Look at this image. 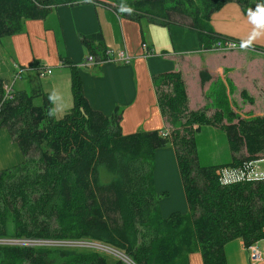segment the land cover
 Returning a JSON list of instances; mask_svg holds the SVG:
<instances>
[{
	"label": "trees",
	"instance_id": "obj_1",
	"mask_svg": "<svg viewBox=\"0 0 264 264\" xmlns=\"http://www.w3.org/2000/svg\"><path fill=\"white\" fill-rule=\"evenodd\" d=\"M79 1L0 0V38L20 32L24 19H43L55 5ZM192 1L126 0L123 5L132 13L120 11L190 27L207 48L225 37L207 24L210 12L223 3L264 10V0H200V9L193 11ZM101 38L95 32L80 40L90 54L102 58ZM207 78L200 70V83ZM7 82L0 77V128L22 159L0 169V238L97 242L120 251L132 264H188L186 256L193 251L199 252L202 264H227L226 242L239 238L246 249L264 239V178L221 184L217 173L221 167L264 159V114L246 119L228 111L222 130L229 160L201 164L193 134L198 126L172 129L165 136L161 129L123 133L121 109L115 106L108 115L93 109L75 70L70 73L72 103L59 117L53 116L51 95L37 80L27 89L11 83L5 95ZM163 82L171 92L164 104L176 112L186 103L183 82L177 72L155 78L157 85ZM240 96H247L244 90ZM159 108L163 115L164 107ZM188 115L198 121L204 117L195 111ZM220 118L219 110L212 113L214 121ZM167 144L175 155L186 212L162 217L152 166L154 150ZM49 247L0 243V264H125L94 249Z\"/></svg>",
	"mask_w": 264,
	"mask_h": 264
},
{
	"label": "crops",
	"instance_id": "obj_2",
	"mask_svg": "<svg viewBox=\"0 0 264 264\" xmlns=\"http://www.w3.org/2000/svg\"><path fill=\"white\" fill-rule=\"evenodd\" d=\"M109 2L94 0L59 4L51 8L43 19L22 20L20 32L0 38V77L7 78L5 72L10 77L14 63L22 69L21 83L17 88L27 89L34 80L41 87L39 78L50 76L46 88L53 104H57L55 96L61 102L71 104L70 73L75 70L82 93L93 109L104 115H108L115 106L121 109L120 128L123 133L165 130L155 93V78L165 72L179 74L189 105L201 103L205 92L208 96L212 92L213 99H217L218 93L219 98L230 104L233 90L237 91L236 96L240 99L241 90L246 94L248 90H264L262 9L228 1L210 12L207 24L211 31L245 44L231 51H205L201 49L194 29L173 22L159 23L144 14L128 17L121 14L119 7H113L114 2ZM95 32L101 34L98 43L101 49L125 48L131 56L128 62H86L84 57L89 52L80 37ZM141 43H145L148 54L143 55ZM92 44L97 45L94 41ZM59 56L65 58L69 65ZM36 60L39 63L32 65ZM258 60L261 66H253L258 64ZM40 67H49V74L40 75ZM200 70L208 74L202 83ZM189 86L195 89L191 97ZM0 132L1 139L6 138L12 145L10 151L16 154L9 165L20 162L22 156L17 145L3 130ZM152 180L162 217L172 211L186 212L171 145L154 150ZM260 252L261 259L255 264H264V248ZM224 254L227 264H251L239 238L225 243ZM186 258L188 264H202L198 251L188 253Z\"/></svg>",
	"mask_w": 264,
	"mask_h": 264
},
{
	"label": "rangeland",
	"instance_id": "obj_3",
	"mask_svg": "<svg viewBox=\"0 0 264 264\" xmlns=\"http://www.w3.org/2000/svg\"><path fill=\"white\" fill-rule=\"evenodd\" d=\"M85 1V0H80ZM114 2L113 7H119L121 10L122 6L126 5V0H105ZM109 2V3H110ZM107 5H111L106 3ZM124 4V5H123ZM112 7V5H111ZM200 0H193L190 9L193 11L195 9H200ZM176 18V17H175ZM187 19H184L186 21ZM253 44V43H251ZM247 59V58H246ZM39 63L38 60L33 61V64ZM260 60H258V64H253V66L260 67L259 64ZM262 66L264 68V63L262 61ZM13 72V71H12ZM4 75L8 78V73H4ZM20 79H15L12 83L13 87L20 86ZM50 76H41L39 78V81L41 83V89L44 92H48L50 94V91L47 90L46 85L49 83ZM11 82V76L8 78V84ZM189 86L188 92L189 96L194 94L195 89ZM51 92H53L51 89ZM196 92H198L196 88ZM236 92L233 90V94L230 96V104L227 100H223L222 98H219V94L217 93V99H213L212 92L204 94V100L201 99V103L198 104H188L187 101L185 105L180 108L178 111L173 112L170 111L164 104V100L167 96L171 94L170 92V86L168 84H165L164 82L160 85H157L155 83V93L157 97V101L159 105L164 107V113L162 115L164 123H165V132L167 134H170L172 129L177 128H186L190 127L191 129H194L195 126H198V130L194 131V137H195V145H196V151H197V157L201 164H218V163H224L229 160V151L227 148L226 140L224 137V133L222 130V124L228 121L229 118H227L226 113L228 111H232L235 115H239L243 118H252L255 116H260L264 114V90H248L246 97L238 98L236 96ZM51 95V94H50ZM191 97V96H190ZM211 97V98H210ZM55 101L57 104H53L52 102V114L54 117L61 116L67 109L70 107V102L68 104H65V102H61L59 98L55 96ZM216 110H219L221 112V118L218 121H214L212 119V113ZM189 111H195V112H201L203 117V120L198 121L197 118L192 119L189 117L188 113ZM205 118V119H204ZM0 130H3L7 135V131L4 128H0ZM1 133L0 132V166L7 168L14 164H16L17 161H15L14 164H11L12 160H15L16 154L12 151H10L11 144L9 145L7 143L6 138L1 139ZM14 145V144H13ZM2 150V151H1ZM3 153V155L1 154ZM20 155V154H19ZM6 156L4 159L1 158ZM18 163V162H17ZM4 164V166H2ZM9 165V166H7ZM257 165L260 169H264V159H260L257 162ZM0 167V168H1ZM2 169V168H1ZM97 243V242H96ZM85 245H79L76 243H72L70 245H64V246H52L49 247L50 249L54 248H63L70 251H86V250H96L102 253H105L109 256L119 258L121 259L125 264H132L131 261L124 256L120 251H117L112 248H107L105 246L98 247L96 245H91L89 247ZM257 246L259 251L264 248V239H260L257 241ZM124 259V260H123Z\"/></svg>",
	"mask_w": 264,
	"mask_h": 264
},
{
	"label": "built area",
	"instance_id": "obj_4",
	"mask_svg": "<svg viewBox=\"0 0 264 264\" xmlns=\"http://www.w3.org/2000/svg\"><path fill=\"white\" fill-rule=\"evenodd\" d=\"M243 44L238 42L237 40L231 37H219L212 41V43L207 48L201 47L202 50H215V51H231L241 47ZM141 49L144 51L143 55L148 54L149 50L147 49L145 43L140 44ZM130 55L127 53L125 48H119L115 50H104L102 58H95L92 54L88 53L84 60L86 62H96L100 63L102 61H120L123 63L128 62L130 59ZM13 72L11 74V84L15 79L20 77L21 67L16 65L15 63L12 64ZM40 75H47L50 72L49 67H40L39 71ZM9 84L5 83L3 85L4 94L8 93ZM160 134L165 136L167 133L161 129ZM249 161L244 163L241 166L236 167H221L217 170L218 179L221 184H226L232 181L242 180V179H261L264 178V169H260L257 165V162ZM0 243H7V244H17V245H30V246H64L70 245L72 243H76L79 245H85L91 247V245H96L98 247H103L100 243L91 242V241H84V240H50V239H24V238H0ZM106 247V246H105ZM108 248V247H107ZM246 251L248 253V259L251 264H255L261 259V252L258 249L257 242L251 243L246 247Z\"/></svg>",
	"mask_w": 264,
	"mask_h": 264
},
{
	"label": "clouds",
	"instance_id": "obj_5",
	"mask_svg": "<svg viewBox=\"0 0 264 264\" xmlns=\"http://www.w3.org/2000/svg\"><path fill=\"white\" fill-rule=\"evenodd\" d=\"M121 11H124V12H127L128 14H131L133 9L131 7H129V6H123L121 8ZM262 11H264V10H262Z\"/></svg>",
	"mask_w": 264,
	"mask_h": 264
},
{
	"label": "snow or ice",
	"instance_id": "obj_6",
	"mask_svg": "<svg viewBox=\"0 0 264 264\" xmlns=\"http://www.w3.org/2000/svg\"><path fill=\"white\" fill-rule=\"evenodd\" d=\"M257 19H259V18H257Z\"/></svg>",
	"mask_w": 264,
	"mask_h": 264
},
{
	"label": "water",
	"instance_id": "obj_7",
	"mask_svg": "<svg viewBox=\"0 0 264 264\" xmlns=\"http://www.w3.org/2000/svg\"><path fill=\"white\" fill-rule=\"evenodd\" d=\"M124 260V259H123Z\"/></svg>",
	"mask_w": 264,
	"mask_h": 264
}]
</instances>
